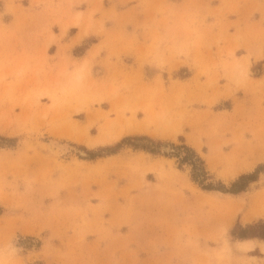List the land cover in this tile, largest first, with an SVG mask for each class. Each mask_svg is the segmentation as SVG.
Returning <instances> with one entry per match:
<instances>
[{
    "label": "rangeland",
    "instance_id": "obj_1",
    "mask_svg": "<svg viewBox=\"0 0 264 264\" xmlns=\"http://www.w3.org/2000/svg\"><path fill=\"white\" fill-rule=\"evenodd\" d=\"M236 1L180 13L178 46L70 55L69 26L105 32L93 0H0L3 264H264L240 237L264 235V67L235 54Z\"/></svg>",
    "mask_w": 264,
    "mask_h": 264
},
{
    "label": "crops",
    "instance_id": "obj_2",
    "mask_svg": "<svg viewBox=\"0 0 264 264\" xmlns=\"http://www.w3.org/2000/svg\"><path fill=\"white\" fill-rule=\"evenodd\" d=\"M151 1L157 4L161 0H93V4L98 7V10L93 14V18L109 17L108 24L106 19H103L104 31L107 34L105 32L95 34L91 28L89 36H84L78 42L71 44L78 32V28L69 26L64 34L66 38L63 39V43L68 45L65 53L73 54L72 50L75 46L81 44L87 38H92V36L96 40L85 48L83 54L98 45L101 51L107 52V48L113 42L118 46L124 45L126 49L129 48L130 50H133L136 46L144 47L150 43V34L152 33H155L157 38H164L165 34L166 36L167 34L173 36V33H176L173 39L178 46L180 13H184L185 17H207V10L211 11L212 7L221 8L230 4L225 2V0H164L172 8L171 13H166L164 9L160 8L158 10H149ZM236 5L240 7L243 15L235 18L230 17V19L237 21L236 31L240 35L238 42L241 45H238L235 54L238 57L248 56L253 64L259 62L264 67V0H238ZM250 6L256 7L252 11L251 17L244 13ZM73 10L82 9L73 6ZM150 12H155L156 14L153 15ZM204 22H211V19L205 18ZM72 27L76 28V31L71 35L69 31ZM115 33L116 38L111 39ZM127 44L130 46H127ZM52 45L47 48L49 49ZM128 55L132 57L129 64H133L135 56L133 54ZM257 55L260 56L256 57ZM255 58H257L256 61ZM145 68L147 69L148 66H145Z\"/></svg>",
    "mask_w": 264,
    "mask_h": 264
},
{
    "label": "trees",
    "instance_id": "obj_3",
    "mask_svg": "<svg viewBox=\"0 0 264 264\" xmlns=\"http://www.w3.org/2000/svg\"><path fill=\"white\" fill-rule=\"evenodd\" d=\"M259 171H263L264 172V164H262V165H259V166H257V168L255 169V171H254V173L255 172H259ZM254 173H251V174H247V175H245V174H242V175H240L239 176V180L238 181H240L241 179H243V178H248V179H250V180H255V178H254ZM238 181H234L233 183H232V185H231V187L230 188H228V189H225V187H221L220 189L221 190H223V191H229V192H233V193H237V192H239V191H242L243 189H244V187L246 186V184L245 185H242V186H238V187H236L237 186V183H238ZM263 228V226H261V225H248V226H246V229H253V228ZM252 237V236H260L261 238H264V235H257V234H249V235H247V234H242V235H240V237L241 238H246V237Z\"/></svg>",
    "mask_w": 264,
    "mask_h": 264
},
{
    "label": "clouds",
    "instance_id": "obj_4",
    "mask_svg": "<svg viewBox=\"0 0 264 264\" xmlns=\"http://www.w3.org/2000/svg\"><path fill=\"white\" fill-rule=\"evenodd\" d=\"M15 251V249L14 248H10L9 249V252H14ZM0 264H3V262L2 261H0Z\"/></svg>",
    "mask_w": 264,
    "mask_h": 264
},
{
    "label": "bare ground",
    "instance_id": "obj_5",
    "mask_svg": "<svg viewBox=\"0 0 264 264\" xmlns=\"http://www.w3.org/2000/svg\"><path fill=\"white\" fill-rule=\"evenodd\" d=\"M164 149H166V150H167L168 148H164Z\"/></svg>",
    "mask_w": 264,
    "mask_h": 264
}]
</instances>
